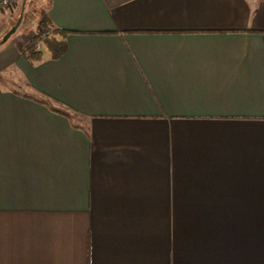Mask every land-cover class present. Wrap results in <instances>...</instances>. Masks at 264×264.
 <instances>
[{"label": "crops", "instance_id": "1", "mask_svg": "<svg viewBox=\"0 0 264 264\" xmlns=\"http://www.w3.org/2000/svg\"><path fill=\"white\" fill-rule=\"evenodd\" d=\"M25 1L0 12V264H264V0H47L58 59L2 42Z\"/></svg>", "mask_w": 264, "mask_h": 264}, {"label": "trees", "instance_id": "2", "mask_svg": "<svg viewBox=\"0 0 264 264\" xmlns=\"http://www.w3.org/2000/svg\"><path fill=\"white\" fill-rule=\"evenodd\" d=\"M39 17H40V22H39L38 28L42 29L43 31L50 32V36L42 40L43 48L50 52L52 59H58L62 57L68 51V45H67V42L65 41L68 33L65 31L59 30V29H54L51 25V20L49 19V17L44 11H40ZM34 40H35L34 42H36L37 40H39V38L34 37ZM43 48L42 50H38L36 45L28 44L24 47L23 52L29 58L39 59L41 58ZM42 96L45 99L43 100L45 104H48V105L56 104L59 107L66 109L67 113L76 112L71 107L63 103H60L59 101H56L45 94H42ZM58 110L61 114L67 117H70L67 113H65L60 108Z\"/></svg>", "mask_w": 264, "mask_h": 264}, {"label": "rangeland", "instance_id": "3", "mask_svg": "<svg viewBox=\"0 0 264 264\" xmlns=\"http://www.w3.org/2000/svg\"><path fill=\"white\" fill-rule=\"evenodd\" d=\"M22 0H18V3H17V6H19V3L21 2ZM47 2V0H28V2L26 3V1L24 2V5L22 6V9H21V13L18 12V15L20 13L23 14L24 16V20L22 22V24L20 25V27L18 28L17 32L15 34H13V37L19 35L20 33H22L26 28L29 30V29H32L30 31H28L29 33H27L26 35V43L29 42V40L31 42H34V37H32L33 33L36 32V29L33 28V27H36L38 25V21H39V13L40 11H43L41 8L42 5H45ZM17 15V16H18ZM19 18L13 20L12 22V28L13 26L17 23ZM44 49V48H43ZM60 108L61 110H64L66 113H67V110L62 108V107H58ZM68 114L70 115L71 119L74 121V123L76 124H80L82 121L81 118H79L77 115H74L72 113H69Z\"/></svg>", "mask_w": 264, "mask_h": 264}, {"label": "built area", "instance_id": "4", "mask_svg": "<svg viewBox=\"0 0 264 264\" xmlns=\"http://www.w3.org/2000/svg\"><path fill=\"white\" fill-rule=\"evenodd\" d=\"M18 0H0V12H8L14 9V7L17 5ZM50 36V32L43 31L42 29L37 28L36 32L33 33L32 37H38L39 40L36 42H29L26 45H36L38 50H42L43 44L42 40L45 38H48Z\"/></svg>", "mask_w": 264, "mask_h": 264}, {"label": "water", "instance_id": "5", "mask_svg": "<svg viewBox=\"0 0 264 264\" xmlns=\"http://www.w3.org/2000/svg\"><path fill=\"white\" fill-rule=\"evenodd\" d=\"M23 20V14L20 15L17 23L13 26V28L10 29V31H8V33L3 37L2 42H6L9 40V38L16 33V31L18 30L19 26L21 25Z\"/></svg>", "mask_w": 264, "mask_h": 264}]
</instances>
